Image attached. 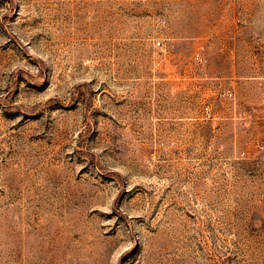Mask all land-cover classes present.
I'll use <instances>...</instances> for the list:
<instances>
[{"label": "rangeland", "instance_id": "374dc122", "mask_svg": "<svg viewBox=\"0 0 264 264\" xmlns=\"http://www.w3.org/2000/svg\"><path fill=\"white\" fill-rule=\"evenodd\" d=\"M0 264H264V0H0Z\"/></svg>", "mask_w": 264, "mask_h": 264}]
</instances>
